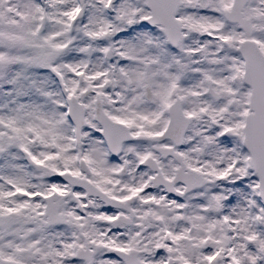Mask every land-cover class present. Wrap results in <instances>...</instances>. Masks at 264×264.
Returning <instances> with one entry per match:
<instances>
[{
	"label": "snow or ice",
	"instance_id": "6c2138e0",
	"mask_svg": "<svg viewBox=\"0 0 264 264\" xmlns=\"http://www.w3.org/2000/svg\"><path fill=\"white\" fill-rule=\"evenodd\" d=\"M0 264H264V0H0Z\"/></svg>",
	"mask_w": 264,
	"mask_h": 264
}]
</instances>
